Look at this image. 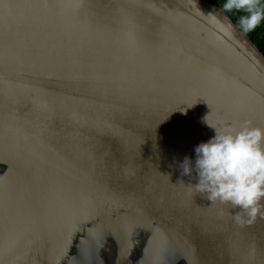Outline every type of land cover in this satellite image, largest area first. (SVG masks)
<instances>
[{
	"label": "water",
	"instance_id": "1",
	"mask_svg": "<svg viewBox=\"0 0 264 264\" xmlns=\"http://www.w3.org/2000/svg\"><path fill=\"white\" fill-rule=\"evenodd\" d=\"M245 120L264 56L213 0H0V264H264L178 167Z\"/></svg>",
	"mask_w": 264,
	"mask_h": 264
},
{
	"label": "clouds",
	"instance_id": "2",
	"mask_svg": "<svg viewBox=\"0 0 264 264\" xmlns=\"http://www.w3.org/2000/svg\"><path fill=\"white\" fill-rule=\"evenodd\" d=\"M222 9L243 13L238 27L245 34L264 26V0H223ZM208 125L215 136L195 147L194 168L188 157L178 165L181 176L196 174V183L187 187L210 204L228 206L238 225L264 219V128L251 120L223 127Z\"/></svg>",
	"mask_w": 264,
	"mask_h": 264
},
{
	"label": "trees",
	"instance_id": "3",
	"mask_svg": "<svg viewBox=\"0 0 264 264\" xmlns=\"http://www.w3.org/2000/svg\"><path fill=\"white\" fill-rule=\"evenodd\" d=\"M213 2L223 11L222 9L223 0H213ZM225 14L231 19V21L239 29L238 21H239L240 16L243 15V13L234 12V13H225ZM246 35L264 56V26L259 27L255 31L251 33H247Z\"/></svg>",
	"mask_w": 264,
	"mask_h": 264
}]
</instances>
